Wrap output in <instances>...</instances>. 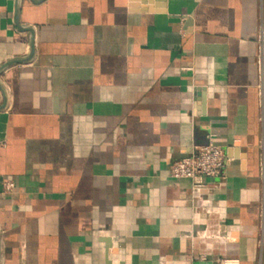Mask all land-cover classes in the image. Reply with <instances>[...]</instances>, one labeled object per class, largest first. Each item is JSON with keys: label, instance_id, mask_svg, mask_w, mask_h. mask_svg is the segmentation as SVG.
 Listing matches in <instances>:
<instances>
[{"label": "crops", "instance_id": "1", "mask_svg": "<svg viewBox=\"0 0 264 264\" xmlns=\"http://www.w3.org/2000/svg\"><path fill=\"white\" fill-rule=\"evenodd\" d=\"M260 34L264 0H0V264H264Z\"/></svg>", "mask_w": 264, "mask_h": 264}, {"label": "built area", "instance_id": "2", "mask_svg": "<svg viewBox=\"0 0 264 264\" xmlns=\"http://www.w3.org/2000/svg\"><path fill=\"white\" fill-rule=\"evenodd\" d=\"M257 69L259 78L257 90L261 109L260 120L262 122L264 117V44L262 34L259 35L258 39ZM224 163L225 154L222 147L208 142L205 145L194 147L189 156L172 163L168 170V176L174 180L184 179L190 181L193 191L198 192L206 189L212 180L221 176ZM0 188L2 193H10L13 183L11 181H3L0 184ZM262 219H264V214ZM218 263L232 264L231 261L223 260Z\"/></svg>", "mask_w": 264, "mask_h": 264}]
</instances>
